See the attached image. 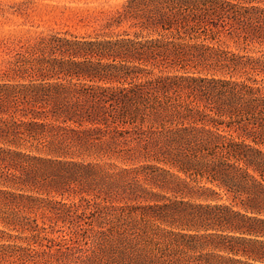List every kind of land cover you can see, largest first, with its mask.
I'll list each match as a JSON object with an SVG mask.
<instances>
[{"label":"trees","instance_id":"16d2710c","mask_svg":"<svg viewBox=\"0 0 264 264\" xmlns=\"http://www.w3.org/2000/svg\"><path fill=\"white\" fill-rule=\"evenodd\" d=\"M0 264H264V0H127L0 64Z\"/></svg>","mask_w":264,"mask_h":264},{"label":"rangeland","instance_id":"374dc122","mask_svg":"<svg viewBox=\"0 0 264 264\" xmlns=\"http://www.w3.org/2000/svg\"><path fill=\"white\" fill-rule=\"evenodd\" d=\"M127 0H0V64L27 41L54 31L100 32ZM232 48L234 41L223 39ZM258 50V49H256Z\"/></svg>","mask_w":264,"mask_h":264}]
</instances>
